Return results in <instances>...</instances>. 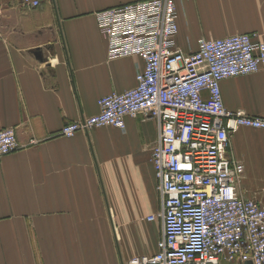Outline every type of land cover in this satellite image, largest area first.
Here are the masks:
<instances>
[{
	"label": "crops",
	"instance_id": "0c3cea01",
	"mask_svg": "<svg viewBox=\"0 0 264 264\" xmlns=\"http://www.w3.org/2000/svg\"><path fill=\"white\" fill-rule=\"evenodd\" d=\"M0 0V130L20 147L0 159V264H127L162 237L151 153L157 122L60 132L100 111L98 100L137 84L138 56L109 59L97 13L140 0ZM176 44L240 33L264 42V0H178ZM228 110L264 117V67L223 80ZM244 196L264 205V130L230 136Z\"/></svg>",
	"mask_w": 264,
	"mask_h": 264
},
{
	"label": "built area",
	"instance_id": "2783aa9c",
	"mask_svg": "<svg viewBox=\"0 0 264 264\" xmlns=\"http://www.w3.org/2000/svg\"><path fill=\"white\" fill-rule=\"evenodd\" d=\"M178 0H140L97 13L107 56H138L137 84L98 100L100 111L67 123L61 134L113 126L144 115L158 126L151 153L161 199L162 237L153 255L127 264H264V205L241 189L246 168L230 152L242 127L264 130V117L225 106L222 82L264 67L256 34L203 39L185 53L176 44ZM40 1L32 2L34 6ZM20 147L16 130H0V159Z\"/></svg>",
	"mask_w": 264,
	"mask_h": 264
},
{
	"label": "water",
	"instance_id": "95a60500",
	"mask_svg": "<svg viewBox=\"0 0 264 264\" xmlns=\"http://www.w3.org/2000/svg\"><path fill=\"white\" fill-rule=\"evenodd\" d=\"M245 264H253V262L252 261H247V262H245Z\"/></svg>",
	"mask_w": 264,
	"mask_h": 264
}]
</instances>
